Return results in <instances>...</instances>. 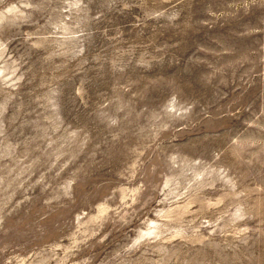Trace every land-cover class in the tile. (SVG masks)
Segmentation results:
<instances>
[{
	"label": "rangeland",
	"instance_id": "obj_1",
	"mask_svg": "<svg viewBox=\"0 0 264 264\" xmlns=\"http://www.w3.org/2000/svg\"><path fill=\"white\" fill-rule=\"evenodd\" d=\"M0 264H264V0H0Z\"/></svg>",
	"mask_w": 264,
	"mask_h": 264
}]
</instances>
